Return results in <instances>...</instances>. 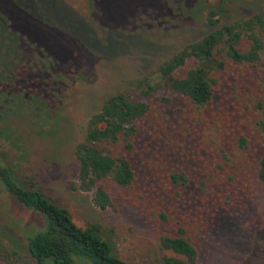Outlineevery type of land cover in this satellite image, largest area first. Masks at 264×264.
I'll list each match as a JSON object with an SVG mask.
<instances>
[{"label": "rangeland", "instance_id": "1", "mask_svg": "<svg viewBox=\"0 0 264 264\" xmlns=\"http://www.w3.org/2000/svg\"><path fill=\"white\" fill-rule=\"evenodd\" d=\"M19 1L80 34L34 37L44 44L28 51L22 43L14 63L16 39L0 17V163L23 186L40 189L67 208L79 226L99 224L114 253L130 264L181 257L159 241L160 234L180 229L193 240L199 264L263 262L264 182L258 163L264 139L255 104L264 100V81L247 67L223 73L200 116L184 110L171 93L160 130L175 148L164 156L157 151L167 169L147 162L155 148L150 144L144 154L152 129L142 124L133 153L136 180L128 189L108 185L112 206L100 209L91 192L74 190L70 183L77 181L74 147L106 98L118 92L137 98L139 79L159 81L162 61L212 29L209 6L220 9L226 23L263 10L264 0H61L73 14L57 0ZM192 65L189 60L186 66ZM170 169H181L190 182L161 181ZM42 226L41 217L0 181V264H38L26 249V233Z\"/></svg>", "mask_w": 264, "mask_h": 264}, {"label": "trees", "instance_id": "2", "mask_svg": "<svg viewBox=\"0 0 264 264\" xmlns=\"http://www.w3.org/2000/svg\"><path fill=\"white\" fill-rule=\"evenodd\" d=\"M57 1L66 6L61 0ZM67 9L73 14L69 7ZM221 16L220 9L209 6L206 20L212 29L162 61L156 70L159 81L153 82L149 76L139 79L140 96L130 98L127 93L118 92L104 100L101 109L89 118L83 139L74 147L77 181L70 183L71 188L91 192L93 203L100 209L112 206L108 185L128 189L136 180L133 153L142 124L152 129V142H145L148 147L144 154L148 155L150 144L155 148L150 150L152 155L147 162L162 164L161 167L167 169L165 159L160 158L157 151L160 149L164 156L168 149L175 148L160 130L164 109L173 99L171 93L180 97L184 110L200 116V111L212 102L221 76L230 67H247V72L253 70L257 79L264 81L260 75L264 74V9L226 23L221 22ZM0 17L16 39L17 55L11 56L14 63L21 58L22 43L30 51L44 44L34 37H43L45 41L46 37L72 33L65 25L39 16L19 0H0ZM37 21L41 24L40 29ZM76 34L80 33H72L73 36ZM189 60L193 65L187 67ZM182 68L185 70L179 75ZM165 89L170 94L161 95ZM255 108L264 139V100H259ZM188 119L191 123L195 121L193 114L188 115ZM239 141L245 140L240 137ZM154 175L158 178L157 169ZM258 177L264 182V155L259 159ZM159 178L181 186L190 182L181 169H170ZM0 181L14 199L43 221L42 227L26 233V249L38 264H130L114 253L111 243L101 235L99 224L79 226L67 208L56 203L46 192L23 186L4 163H0ZM196 187L200 192V181ZM159 241L163 247L181 256L164 257L163 264H199L198 250L183 229L178 234H160ZM255 264H264V261Z\"/></svg>", "mask_w": 264, "mask_h": 264}]
</instances>
